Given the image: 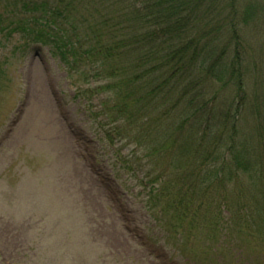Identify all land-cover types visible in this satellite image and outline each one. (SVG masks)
Listing matches in <instances>:
<instances>
[{
  "label": "rangeland",
  "instance_id": "374dc122",
  "mask_svg": "<svg viewBox=\"0 0 264 264\" xmlns=\"http://www.w3.org/2000/svg\"><path fill=\"white\" fill-rule=\"evenodd\" d=\"M223 9L226 14L222 15L229 19L230 8ZM245 30V54L258 55L256 38L250 27L241 31ZM0 42V67L6 73L0 84V264H264V209L253 208L264 196V185L245 190L231 180L225 182L224 190L215 184L207 190L197 187L195 198L204 200L191 211L192 223L186 224L194 228L191 235L179 218L168 211L165 214L161 207L159 211L149 207L144 177L129 174L125 162L132 149L131 156L144 152L130 139L134 121L126 123L124 117L115 115L112 79H94V71L81 66L71 69L48 43L16 33L5 40L0 37ZM241 70L254 78L264 76L259 63L243 62ZM248 83L243 91L235 85L222 89L203 110L206 113L202 111L211 132L220 124L219 131L225 132L223 120L233 115L239 140L244 129L253 127V115L264 102V87L259 79ZM207 97L201 96V101ZM183 102L185 98L180 105ZM237 102L248 105L236 112L232 105ZM256 126L259 132H254L264 134L263 117L256 120ZM168 164V159L159 164L148 182L155 181L160 171L164 173ZM190 164L193 176L200 169L204 174L214 172L211 164ZM96 169L104 177L118 178L114 195ZM162 182L154 189H160ZM221 198L229 210L218 203ZM245 198L250 202L244 206ZM223 221L227 222L225 231L220 229ZM241 224L249 231L251 227L255 237L240 231ZM135 229H141L168 257H150L135 237Z\"/></svg>",
  "mask_w": 264,
  "mask_h": 264
},
{
  "label": "trees",
  "instance_id": "16d2710c",
  "mask_svg": "<svg viewBox=\"0 0 264 264\" xmlns=\"http://www.w3.org/2000/svg\"><path fill=\"white\" fill-rule=\"evenodd\" d=\"M225 6L230 8L229 19L222 15ZM261 13L260 0H0V37L5 40L16 33L48 43L71 69L81 66L94 71V79H112L115 115L126 123L134 121L130 139L144 152L131 156L132 149L127 170L131 174L141 170L145 177L168 159L165 172L151 182L154 187L163 181L162 187L151 186L147 203L173 214L185 226L192 223L189 217H195L191 211L204 200L195 198L197 187L207 190L215 184L224 190L231 180L245 190L264 185V134L254 132H259L256 120L264 118V102L253 115V127L243 130L242 140L237 137L234 115L223 120L225 132L219 131L223 124L211 132L208 117H202L203 110L230 85L243 91L253 78L263 89L264 76L254 78L241 70L243 62L259 63L264 70ZM212 17L222 19L211 21ZM247 26L256 38L260 62L258 55L243 50L247 30H241ZM222 37L229 39L219 43ZM5 76L0 67V84ZM204 95L208 97L201 101ZM247 105L237 102L232 107L237 112ZM190 162L211 164L214 172L204 174L200 169L193 176ZM249 202L246 199L244 206ZM218 203L230 209L225 198ZM253 208L264 209V196ZM226 224L223 221L220 229L225 231ZM242 225L240 231L255 237L251 227L249 231ZM187 227L193 235L192 225Z\"/></svg>",
  "mask_w": 264,
  "mask_h": 264
}]
</instances>
